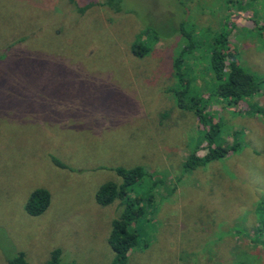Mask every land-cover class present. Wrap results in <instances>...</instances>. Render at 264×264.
I'll use <instances>...</instances> for the list:
<instances>
[{"label":"rangeland","instance_id":"obj_1","mask_svg":"<svg viewBox=\"0 0 264 264\" xmlns=\"http://www.w3.org/2000/svg\"><path fill=\"white\" fill-rule=\"evenodd\" d=\"M182 32L196 44L189 96L208 103L216 143L238 142L194 170L183 163L208 153L209 126L176 105ZM221 33L258 83L244 101L213 94ZM134 167L146 176L128 193L146 207L127 264H264V0H0V264H46L55 250L65 264H111L120 202L95 195ZM40 189L50 205L34 217Z\"/></svg>","mask_w":264,"mask_h":264},{"label":"trees","instance_id":"obj_2","mask_svg":"<svg viewBox=\"0 0 264 264\" xmlns=\"http://www.w3.org/2000/svg\"><path fill=\"white\" fill-rule=\"evenodd\" d=\"M154 31L152 36L155 40L158 37V33L156 30ZM146 32L148 31L146 30ZM148 33L151 35L150 32ZM183 36L186 42L176 54L172 75L176 79L178 86L181 87L179 91L175 92L176 105L181 110L192 112L198 122H202V125L205 123L209 126L208 131L204 134V139L208 148H210L208 153H205L202 157H195L192 153L183 163L184 168L194 170L224 159L235 150L238 142H233L228 147L227 145L223 144V146L221 143H216L220 126L219 123L211 124L208 114H204V110L208 109V103L203 101L202 98L189 96V83L186 75L182 74V69L184 68L183 59L186 55L196 51V44L191 34L188 35L184 32ZM230 43L228 34L224 33L216 35L211 40V47L208 50L209 67L214 81L215 89L213 88V94L219 99L235 103L253 97L259 88L256 79L240 66L239 54ZM131 52L140 58L145 55L146 49L132 46ZM56 165L62 167L58 162ZM114 170L122 183L117 185L107 182L101 185L95 195V200L101 206H108L117 200L120 202L121 212L119 217L112 222L108 243L114 253V259L111 264H127L128 253L138 246L139 241L136 227L131 228V226L144 216V207H146V202L140 205L139 198L135 195L131 196L128 192H132L131 188L143 180L146 172L141 167H134L129 170L115 168ZM50 200L51 196L46 190H35L31 193L26 204L28 214L34 217L41 215L47 210ZM59 256L60 253L58 251H53L51 258L46 264H65L59 260ZM9 264H26V262L20 254L11 260Z\"/></svg>","mask_w":264,"mask_h":264}]
</instances>
